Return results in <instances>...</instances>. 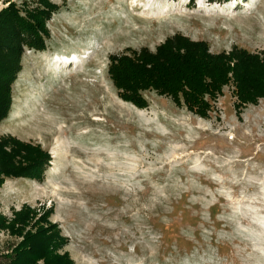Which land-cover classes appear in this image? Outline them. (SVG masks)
I'll return each instance as SVG.
<instances>
[{
	"label": "rangeland",
	"instance_id": "obj_1",
	"mask_svg": "<svg viewBox=\"0 0 264 264\" xmlns=\"http://www.w3.org/2000/svg\"><path fill=\"white\" fill-rule=\"evenodd\" d=\"M49 1L58 8L47 47L24 46L0 137L50 159L41 179L6 175L28 153L0 150V255L15 264H264V98L239 110L230 84L200 117L150 89L141 108L109 74L111 57L154 52L176 34L264 59V0ZM11 3L24 17L38 6L0 0V13ZM7 31L0 24V41Z\"/></svg>",
	"mask_w": 264,
	"mask_h": 264
},
{
	"label": "trees",
	"instance_id": "obj_2",
	"mask_svg": "<svg viewBox=\"0 0 264 264\" xmlns=\"http://www.w3.org/2000/svg\"><path fill=\"white\" fill-rule=\"evenodd\" d=\"M57 8L49 0H38L33 10L24 9L25 17L12 3L0 13V24L8 26L0 41V123L12 108V84L22 70L24 46L46 49V21ZM109 74L122 98L141 108L147 106L143 91L150 89L186 105L200 117H208L212 101L230 84L235 87V107L239 110L264 98V59L260 55L237 47L228 53H212L205 41H194L182 34L168 38L154 52L141 49L111 57ZM4 147H10L12 152ZM0 150L11 159L13 152L28 153L25 166L8 168L6 175L43 178L50 155L39 146L8 136L0 137ZM16 261L10 252L0 255V264Z\"/></svg>",
	"mask_w": 264,
	"mask_h": 264
}]
</instances>
